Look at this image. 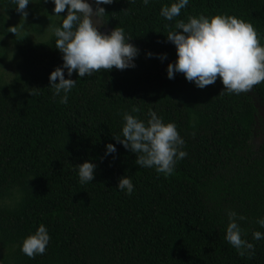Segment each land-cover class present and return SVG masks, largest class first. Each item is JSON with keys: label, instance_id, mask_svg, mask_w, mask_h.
I'll return each instance as SVG.
<instances>
[{"label": "trees", "instance_id": "1", "mask_svg": "<svg viewBox=\"0 0 264 264\" xmlns=\"http://www.w3.org/2000/svg\"><path fill=\"white\" fill-rule=\"evenodd\" d=\"M173 2L101 5L103 26L123 28L139 50L136 66L84 78L74 72L76 86L61 104L49 88L50 73L63 63L56 37L14 35L10 23L21 15L12 0H0V38L12 42L19 59L10 81L0 77V264H264V239H253L256 231L264 234L257 223L264 218V121L253 101L264 105V82L237 95L222 93L219 79L198 89L182 73L170 80L166 71L177 58L166 36L188 17H237L264 46V0H189L168 21L160 9ZM54 7L30 0L36 34L62 23ZM134 106L141 111L132 112ZM149 110L175 123L185 141L187 155L168 177L137 166L135 154L113 139L124 112L146 122ZM109 143L117 151L105 157ZM87 160L97 165L95 179L81 184L73 166ZM125 175L134 184L131 195L116 190ZM228 211L245 217L238 223L242 239L254 245L251 255L226 242ZM41 224L50 243L29 258L21 244Z\"/></svg>", "mask_w": 264, "mask_h": 264}, {"label": "clouds", "instance_id": "2", "mask_svg": "<svg viewBox=\"0 0 264 264\" xmlns=\"http://www.w3.org/2000/svg\"><path fill=\"white\" fill-rule=\"evenodd\" d=\"M54 4L55 17L62 23L51 26L56 37L55 48L62 54V65L55 68L49 75V88L54 97H60L61 104L68 103V95L75 88L77 80L71 79L75 72L79 78L92 76L101 70L111 71L134 68V60L139 50L131 44L123 28L115 27L109 34L101 33L95 26L93 16L102 19L105 9L101 5H110L114 0H44ZM15 10L24 18L30 0H12ZM148 6L150 0H143ZM189 0H175L170 6H163L160 15L172 21L186 8ZM95 5V10L93 8ZM67 10V11H66ZM65 16L59 15L64 13ZM16 34L17 26L11 27ZM175 31H169L167 42L176 49V60L167 66V78L174 79L175 74L182 73L184 78L198 89L213 85L220 80L222 93L239 95L250 92L252 88L264 82V46L260 44L254 27L234 16L204 15L188 17V21L179 20ZM148 58L153 53L146 54ZM162 61L166 54L159 55ZM65 70L68 78H65ZM58 81V82H57ZM144 103V102H143ZM133 107L132 112H140ZM258 114V112H257ZM147 121L128 113H123V126L119 136L113 137L116 143L134 153L136 165L152 168L157 174L168 177L173 174L175 165L186 157L182 151L185 141L180 137L175 123L163 122L154 111L149 110ZM105 157L116 153V146L109 143L105 146ZM77 171L79 182L87 184L95 179L97 165L91 160L73 166ZM116 190L126 195L134 192V184L129 176H122ZM228 225L225 240L240 255L245 252L251 255L254 245L242 239V229L238 223L245 217L238 216L235 211H228ZM264 228V218L257 221ZM253 239H264L259 231L253 233ZM51 237L45 225L41 224L34 234L26 237L20 247L22 253L29 258L43 255Z\"/></svg>", "mask_w": 264, "mask_h": 264}, {"label": "rangeland", "instance_id": "3", "mask_svg": "<svg viewBox=\"0 0 264 264\" xmlns=\"http://www.w3.org/2000/svg\"><path fill=\"white\" fill-rule=\"evenodd\" d=\"M89 2H91V0H89ZM93 8L95 10V5H93ZM92 19L94 21L95 26L98 28V30L101 33L109 34L111 32L109 29L103 26L100 19L98 20L95 16H93ZM31 22L32 19L30 17L27 16L26 18H24L21 16L17 19H14V21H12L10 25L14 26L16 24L17 26L16 32H21L23 30H26L28 36H30L34 41L46 40L49 37V35L53 33L51 30V26L48 25L45 27L43 32L36 34L30 27ZM1 43L6 44V47L3 49V51L6 52V55L4 59L0 61V77L4 81H10L13 78V76L18 72L15 64L19 63V59L16 60L17 55L16 52L13 50L12 42L9 39L0 38V46ZM253 101L258 111V117L264 121V105L256 97H254ZM254 142L255 144H259L260 139L256 137Z\"/></svg>", "mask_w": 264, "mask_h": 264}, {"label": "flooded vegetation", "instance_id": "4", "mask_svg": "<svg viewBox=\"0 0 264 264\" xmlns=\"http://www.w3.org/2000/svg\"><path fill=\"white\" fill-rule=\"evenodd\" d=\"M259 139H260V141L262 140V138H261V137H259Z\"/></svg>", "mask_w": 264, "mask_h": 264}]
</instances>
